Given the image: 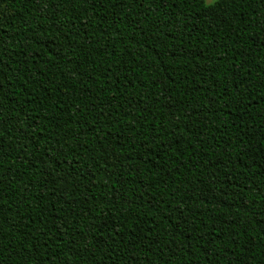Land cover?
Segmentation results:
<instances>
[{"label":"trees","instance_id":"obj_1","mask_svg":"<svg viewBox=\"0 0 264 264\" xmlns=\"http://www.w3.org/2000/svg\"><path fill=\"white\" fill-rule=\"evenodd\" d=\"M0 264H264V0H0Z\"/></svg>","mask_w":264,"mask_h":264},{"label":"rangeland","instance_id":"obj_2","mask_svg":"<svg viewBox=\"0 0 264 264\" xmlns=\"http://www.w3.org/2000/svg\"><path fill=\"white\" fill-rule=\"evenodd\" d=\"M217 0H205V3L207 5L213 4L214 2H216Z\"/></svg>","mask_w":264,"mask_h":264}]
</instances>
